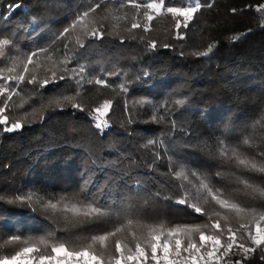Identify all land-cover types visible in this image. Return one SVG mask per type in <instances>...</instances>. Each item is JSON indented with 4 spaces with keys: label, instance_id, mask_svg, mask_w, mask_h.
I'll return each mask as SVG.
<instances>
[{
    "label": "trees",
    "instance_id": "trees-1",
    "mask_svg": "<svg viewBox=\"0 0 264 264\" xmlns=\"http://www.w3.org/2000/svg\"><path fill=\"white\" fill-rule=\"evenodd\" d=\"M86 3L87 0H0V39L15 38L19 51L30 55L49 46L57 34L70 26L76 13ZM105 3L113 16L126 17L111 20L109 26L130 28L133 17L143 24V8L137 13L128 0H124L125 6L122 8L120 0H105ZM165 3L168 6H186L185 0H165ZM201 3L212 6L202 7L189 28L181 29L183 39L177 38L174 21L168 14L156 16L150 22L148 32H144L143 28L132 29L136 39H132L128 32H122L120 37L105 36L98 41L88 55L92 75L102 76V68L111 69L116 65L126 71L127 77H108L109 86L85 85L78 99L86 109L84 112L72 109L70 104L62 108L50 106V101L58 96L75 95L74 92H53L51 86L37 92L26 82L16 89L20 96H13L5 114L9 115L10 123L19 120L23 127L7 133L3 131L5 126L0 125V259L10 258L26 246L12 243L13 237L26 241L52 233L48 246L35 245L39 248L37 255L51 256L54 254L50 245L56 241L66 240L70 251H80L91 242V236L104 234L114 225L118 226L116 217H112L103 227L82 225L65 229L63 219L56 214L45 212L40 207L33 209L27 203L16 200L18 195L29 190L53 195L78 192L85 180L89 181L90 190L99 189L96 195L101 203L107 201L113 205L112 211L119 213L121 207L138 206L141 224L152 225L166 232L177 224L208 223V216L192 213L184 205H176L174 200L179 195L175 194V189L170 185L161 188L159 183H155L157 177L148 167L151 156L146 154L143 145L150 139L161 137L171 127L170 119H175L178 127L188 129L192 141L196 143L205 140L215 143L219 137L230 145L239 146L240 151L249 157L264 159L259 156L260 152H264V121L257 123L264 112V24L261 23L264 11H258L259 6L264 5V0H201ZM233 9L236 11L233 12ZM148 40H154L157 47L149 50ZM209 44L215 47L208 56L194 55L195 52L206 51ZM58 48L62 49V45ZM13 54L6 50V55ZM49 55L56 58L54 53ZM45 60L46 57L41 55L34 58V66L28 67L42 75L48 67L43 63ZM11 67L5 57H0V73L14 75L15 72L8 71ZM15 71L22 72V66ZM128 79L131 83L124 93L119 84ZM0 83H3V79H0ZM8 83L14 82L10 80ZM21 97L27 100L22 108L16 106L21 102ZM141 99L170 107L173 115H166L162 107L157 118L164 115L166 122H154L149 105L137 103ZM105 100L112 101V108L104 117L110 127L101 132L95 128V122L87 111ZM176 100L185 101L178 111L173 103ZM0 107H3L2 103ZM253 125L256 126L255 130ZM246 136L253 138L255 147L242 144ZM172 139L177 141V145L175 148L172 145L168 147L175 159L191 169L207 173L212 185L230 194L231 199L257 213L264 212V198L251 196L250 190L238 182L247 180L264 188V173L249 172L234 165L220 167L217 161L206 157L199 149L184 150L182 145L187 138L182 134L174 133ZM132 160L136 161V165L131 179L121 177L117 169L124 168ZM92 162H95V166ZM159 171L168 172L167 158H164ZM217 171L224 172L226 178L221 180L216 177ZM136 181L146 190L142 194L161 191L162 195L146 203L138 201ZM170 193H173V200H164L163 196ZM199 203L212 215L213 220L220 219L222 225L239 227L241 221L234 216L230 215L227 220L216 217L214 213L219 209L214 202L209 200L205 204L201 200ZM142 236H146V229L130 228L104 245L96 244L95 250L89 249V256L80 260L82 264H97L92 259V255H96L103 260V264H115V259L110 260V257H120L115 250V239H120L122 251L127 244L134 254L136 244L140 243L149 255L147 264H155L150 259V247ZM195 239L198 240V236ZM223 239L226 237L222 238V242ZM262 254L257 249L249 254L244 264H264L260 258ZM225 259L235 261L241 256ZM44 264L54 262L45 261ZM121 264H137V260H122ZM140 264H145L143 258H140ZM220 264H224V260Z\"/></svg>",
    "mask_w": 264,
    "mask_h": 264
},
{
    "label": "snow or ice",
    "instance_id": "snow-or-ice-1",
    "mask_svg": "<svg viewBox=\"0 0 264 264\" xmlns=\"http://www.w3.org/2000/svg\"><path fill=\"white\" fill-rule=\"evenodd\" d=\"M128 3L140 13L143 8V24L132 18L131 27H120L118 25H110L111 20H122L126 17H116L112 15V10H109L105 0H87L86 5L82 6V10L76 13V18L65 28L63 32L56 35L53 42L37 51H33L30 55L23 54L19 51L16 45L15 38L0 39V57H5L12 65L8 71L15 72L14 75H3L0 73V125H4L3 131L12 133L23 127V123L19 120L10 123L9 115L5 114V110L10 107L9 101H12L13 96H20V92L16 89L20 87L22 82H26L33 86V90L40 92L41 90L49 89L53 92H74L75 95H61L50 101V106L53 108L63 107L65 104H70L74 110L81 112L86 111L85 107L78 102L85 85H104L109 86L108 77L124 76L127 77L126 71H122L118 66L113 65L111 69H101L102 76L92 75V65L88 62L90 49L101 41L105 36L120 37L122 32H128L132 39H136L132 29L143 28L144 32L150 29V22L161 15H171L174 21V27L177 30L176 36L178 39H183L184 34L181 29H188L190 23L197 19L196 14L200 12L202 7H211L210 3L202 4L201 0H185L186 6H168L165 0H152L147 3H137L136 0H128ZM124 0H120V7H124ZM115 11H119L116 9ZM233 12L236 9L232 10ZM258 11H264V5H260ZM261 23L264 24V16L261 17ZM144 39V37H141ZM239 39V37H233ZM123 42V38H121ZM62 45V49L58 48ZM157 44L154 40H148L147 48L155 49ZM168 47V45H164ZM215 45L209 44L206 51L195 52L197 56H208L212 53ZM6 50L14 52L13 55H6ZM62 52V56L60 53ZM49 53H54V59ZM41 55L46 57L43 63L48 65L43 74H36L29 69V65H33L34 58H39ZM26 61V62H25ZM40 62V61H37ZM23 68L22 72L15 71L18 67ZM34 66V65H33ZM27 73V75H25ZM145 75H147L145 73ZM13 81L9 84L8 81ZM131 80H124L119 84L122 92L128 91ZM27 100L21 97V102L16 105L23 107ZM138 104L143 106L148 104L152 109V120L157 123H165V116L161 115L157 118L160 108H165L166 115H173L170 107L164 105H156L149 100H139ZM178 111L185 104L184 100H176L173 102ZM127 107V105H126ZM112 108V101L105 100L98 107L87 111V115L95 122L94 126L101 132L110 127L107 119L108 111ZM42 118V117H41ZM264 121V112L261 113L260 123ZM132 120L129 119V123ZM171 127L166 129L165 133L156 139L147 141L143 148L146 154L151 156V163L148 165L150 172L157 177L155 183H159L161 188L170 185L175 189V194L179 195L178 199L174 200L176 205H184L192 210V213L208 216V223L203 224H177L174 227L168 228L167 231H162L158 227L152 225L141 224L138 220L141 213L139 207L120 208L119 213L112 211L113 205L108 202L101 203L97 197L96 190H90L89 181L85 180L81 184L78 192H64L53 195L43 193L38 190H29L27 193L18 195L16 200L27 203L30 207H40L45 212H51L63 219V227L72 229L82 225L93 227H103L104 224L112 217H116L118 226H113L112 230L105 231L104 234L93 235L90 237L91 242L83 246L80 251H70L67 241H56L51 247V252L54 255L44 256L37 255L39 248L36 244L48 246L49 239L53 234L49 233L46 237L37 239L29 238L26 241H20L18 237H13L12 243H20L26 246L17 251L10 258L0 259V264H44L45 261H52L54 264H82L80 258L89 256V249L93 251L96 244L104 245L106 241L117 237L121 233L133 227L146 229L145 239L147 246L150 247V259L155 264H220L224 260V264H244V261L249 258L250 253H255L260 249L264 253V212L257 213L254 209L245 207L242 203L231 199L230 194H226L224 190L215 188L207 173L199 172L191 169L182 161L175 159L170 155L169 145L176 147L177 141L172 139L174 133H180L187 139L182 147L186 151H194L199 149L203 155L218 162V166L234 165L242 167L249 172L264 173V159L258 160L255 157H249L240 151L239 146H233L225 142V140L217 137L215 143H210L205 140L200 143L192 141L191 133L188 129L178 127L175 119H170ZM264 126V124H262ZM253 125V130H255ZM242 144L248 147H255V143L251 136H246L242 140ZM259 156L264 157V152H260ZM167 158L168 172L159 171L160 165ZM95 166V162H92ZM136 165V161L132 160L124 168H118L117 173L121 177L131 179L132 170ZM216 177L221 180L226 178V174L222 171L215 173ZM179 183H176V182ZM244 185V188L250 190L249 194L253 197L264 198V188L250 184L247 180H238ZM136 196L138 201L147 202L153 197H160L161 191L144 195L146 190L143 185L136 181ZM239 191V189H237ZM166 201L173 200V193L163 196ZM205 204L214 202L218 206V211L214 213L216 217H222L227 220L229 216H234L241 221L238 228L225 226L221 224L220 219H212L207 211L201 206L199 201ZM107 205V206H106ZM119 207V205H116ZM134 219L136 223L134 224ZM253 226L255 231L253 232ZM159 233V234H157ZM207 233V234H206ZM198 236V240L195 237ZM226 237V239L222 238ZM155 241V242H153ZM31 244L32 246H27ZM203 249V252H202ZM115 250L120 253L119 258L115 259V264H121V261L137 260L140 264V258H143L145 264L149 260V255L146 253L145 247L140 243L136 244L135 253L132 254V249L124 245L122 251V241L115 239ZM125 251L127 255H125ZM159 252V255H158ZM186 253L187 255H182ZM241 256V259L235 261L225 259L230 256ZM261 260H264V254L261 255ZM92 259L97 261V264H103V260L96 255H92Z\"/></svg>",
    "mask_w": 264,
    "mask_h": 264
},
{
    "label": "rangeland",
    "instance_id": "rangeland-1",
    "mask_svg": "<svg viewBox=\"0 0 264 264\" xmlns=\"http://www.w3.org/2000/svg\"><path fill=\"white\" fill-rule=\"evenodd\" d=\"M262 227H264V225H261Z\"/></svg>",
    "mask_w": 264,
    "mask_h": 264
}]
</instances>
